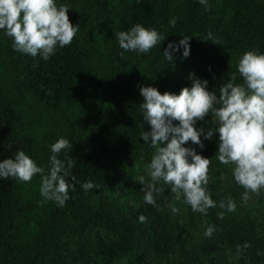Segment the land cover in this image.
Masks as SVG:
<instances>
[{
  "label": "trees",
  "instance_id": "obj_1",
  "mask_svg": "<svg viewBox=\"0 0 264 264\" xmlns=\"http://www.w3.org/2000/svg\"><path fill=\"white\" fill-rule=\"evenodd\" d=\"M57 4L69 8L79 30L48 60L15 51L13 39L0 30V162L22 150L47 173L50 146L63 137L72 147L58 158L73 161L69 171L76 181L66 179L75 188L60 207L44 201L40 174L31 182L0 177V264H264V189L242 200L246 190L235 182L233 166L220 163L219 145H210L218 127L211 111L194 124L203 130V147L191 141L183 146L211 160L206 187L216 207L207 215L193 212L183 199L174 200L163 181L156 205L145 202L156 149L151 137L145 142L141 136L151 125L140 106L141 87L178 95L199 79L218 95L233 75L242 84L241 56L264 53V0H207V10L200 0ZM137 23L165 40L147 53L124 52L116 34ZM182 37L190 38L187 57L183 46L176 47ZM170 42L171 61L164 55ZM88 181L95 187L84 191ZM228 198L236 204L233 212L219 207ZM170 206L180 211L174 215ZM140 214L147 222H139ZM208 226L216 229L211 237L204 236ZM245 243L250 247L244 249ZM221 252L227 253L223 259Z\"/></svg>",
  "mask_w": 264,
  "mask_h": 264
},
{
  "label": "clouds",
  "instance_id": "obj_2",
  "mask_svg": "<svg viewBox=\"0 0 264 264\" xmlns=\"http://www.w3.org/2000/svg\"><path fill=\"white\" fill-rule=\"evenodd\" d=\"M207 10V0H200ZM68 7L57 4V0H0V30L13 39L15 51L33 57L40 55L48 60L55 54L57 46L63 48L70 45L76 36L79 25L73 26L68 16ZM175 26L176 20L169 22ZM119 46L124 52L133 51L138 54L147 53L157 44L165 40L163 34L155 28H147L139 23L130 30L116 34ZM208 40L212 34L208 33ZM189 39L182 37L179 45L183 46V55H189ZM165 49V57L172 60L169 49ZM124 52L120 55L123 57ZM237 70L243 78V83H234L233 75L219 87V94L208 91L207 80H193L189 89L184 87L180 93L161 92L152 86L141 87L144 119L151 125V131H143L141 136L145 142L151 137V145L156 149L149 164V183L144 200L147 204L156 205V195H162L164 189L157 184L163 181L170 185L175 201L186 203L193 212L207 215L208 209L216 207V201L207 190L209 183V167L211 160L197 154L195 149L184 147L188 141L203 147L200 136L194 124L202 120L210 111L218 121L215 131L219 133L217 159L224 165H231L235 182L246 191L242 200L247 202L249 192L259 194L264 189V53L255 50L246 51L239 59ZM179 121L173 125V121ZM171 139L169 140V135ZM213 130L206 134L211 139ZM164 141L166 146L161 147ZM69 140L61 137L51 148L49 158L50 169L38 166L37 162L24 151L18 150L14 158L0 162V177L15 178L20 182H31L34 176L40 174V194L44 201H53L63 207L70 198L69 189L75 185L66 179L71 175L72 181L76 176L70 174L74 163L58 158V155L71 148ZM191 157V160H189ZM144 183V177H140ZM84 191L95 187L92 181L84 182ZM175 215L180 210L170 206ZM220 208L228 212L236 209L235 202L228 198L227 203L221 200ZM223 218V213L220 214ZM141 223L147 222L143 214L138 216ZM216 231L214 226H208L205 237H211ZM250 247L245 243L244 249ZM238 254L240 246H237Z\"/></svg>",
  "mask_w": 264,
  "mask_h": 264
},
{
  "label": "rangeland",
  "instance_id": "obj_3",
  "mask_svg": "<svg viewBox=\"0 0 264 264\" xmlns=\"http://www.w3.org/2000/svg\"><path fill=\"white\" fill-rule=\"evenodd\" d=\"M214 144H217L219 145V133L216 131V137L213 138L211 141H210V145H214ZM199 154L202 155L203 152L202 151H199ZM261 205L264 207V198L262 199V202H261ZM233 249H237V245H234V248ZM227 255L226 252H221L220 255H219V258L220 259H223L225 256Z\"/></svg>",
  "mask_w": 264,
  "mask_h": 264
}]
</instances>
